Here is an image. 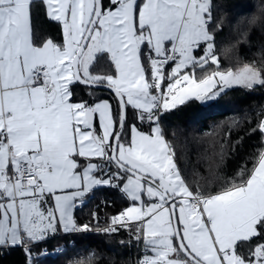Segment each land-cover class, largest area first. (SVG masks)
I'll return each instance as SVG.
<instances>
[{
  "label": "snow or ice",
  "instance_id": "snow-or-ice-1",
  "mask_svg": "<svg viewBox=\"0 0 264 264\" xmlns=\"http://www.w3.org/2000/svg\"><path fill=\"white\" fill-rule=\"evenodd\" d=\"M38 6L61 40L37 35ZM213 10V0H0V250L40 264L34 253L60 235L127 230L145 248L137 264H264V147L218 187L193 188L161 126L190 100L264 87V60L222 65L234 45L218 49ZM249 134L264 145V118ZM101 187L126 206L103 226L98 209L78 222Z\"/></svg>",
  "mask_w": 264,
  "mask_h": 264
},
{
  "label": "trees",
  "instance_id": "trees-1",
  "mask_svg": "<svg viewBox=\"0 0 264 264\" xmlns=\"http://www.w3.org/2000/svg\"><path fill=\"white\" fill-rule=\"evenodd\" d=\"M213 4L215 19L224 21L217 35L218 49L234 45L230 60L221 56L222 65L264 60V12L260 10L264 8V0H213ZM253 16L261 17L255 25L249 24ZM33 23L40 38L61 40L60 27L48 20L42 7L33 9ZM96 71L102 73L104 69L98 67ZM96 95L115 104L107 91L98 90ZM261 118H264V87L233 88L212 101L190 100L178 105L162 114L161 126L189 184L193 188L199 185L211 189L218 187L223 178L234 175L246 162L250 164L251 158L264 147L258 134H249ZM142 127L147 131L146 126ZM125 206L117 190L101 187L85 198L83 206L75 210V216L78 222L87 223L92 219V211L98 209L103 226L108 217ZM137 243L127 230L111 236L96 232L60 235L42 249L51 253L60 248V253L56 256L34 253L33 259L40 264H69L82 259L88 264L87 257L94 253L91 264H134ZM26 262L27 253L20 247L0 250V264Z\"/></svg>",
  "mask_w": 264,
  "mask_h": 264
},
{
  "label": "built area",
  "instance_id": "built-area-1",
  "mask_svg": "<svg viewBox=\"0 0 264 264\" xmlns=\"http://www.w3.org/2000/svg\"><path fill=\"white\" fill-rule=\"evenodd\" d=\"M83 205L79 206L78 208H81ZM47 255H44V256H48V255H52V256H56L58 253H56V250L54 252H47ZM145 254V248H144V245L142 243H137V253H136V256H135V259H134V264H137V261L139 259L142 258V256Z\"/></svg>",
  "mask_w": 264,
  "mask_h": 264
},
{
  "label": "water",
  "instance_id": "water-1",
  "mask_svg": "<svg viewBox=\"0 0 264 264\" xmlns=\"http://www.w3.org/2000/svg\"><path fill=\"white\" fill-rule=\"evenodd\" d=\"M102 91H107V92H109L108 90H102Z\"/></svg>",
  "mask_w": 264,
  "mask_h": 264
},
{
  "label": "crops",
  "instance_id": "crops-1",
  "mask_svg": "<svg viewBox=\"0 0 264 264\" xmlns=\"http://www.w3.org/2000/svg\"><path fill=\"white\" fill-rule=\"evenodd\" d=\"M36 1H39V0H36Z\"/></svg>",
  "mask_w": 264,
  "mask_h": 264
}]
</instances>
